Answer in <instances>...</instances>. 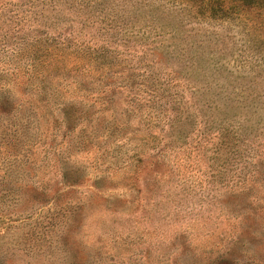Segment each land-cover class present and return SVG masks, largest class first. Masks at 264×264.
<instances>
[{
    "label": "rangeland",
    "instance_id": "374dc122",
    "mask_svg": "<svg viewBox=\"0 0 264 264\" xmlns=\"http://www.w3.org/2000/svg\"><path fill=\"white\" fill-rule=\"evenodd\" d=\"M72 1L0 0V85L17 106L10 120L0 119V178L46 195L0 217V264H264L263 114L204 111L199 99L170 125V73L186 81L180 73L189 65L180 67L169 42L156 63L155 40L142 45L129 35L115 52L124 80H104L92 97L80 91L66 98L99 108L104 88L109 109L67 131L58 109L66 93L45 98L39 85L41 46L89 33L79 32V17H62ZM258 21L251 13L218 29L222 42L200 64L233 70L263 62L264 32L257 45L249 27ZM49 75L59 89L60 74ZM63 76L74 81L76 73ZM42 218L45 234L34 243L29 233L39 231Z\"/></svg>",
    "mask_w": 264,
    "mask_h": 264
},
{
    "label": "trees",
    "instance_id": "16d2710c",
    "mask_svg": "<svg viewBox=\"0 0 264 264\" xmlns=\"http://www.w3.org/2000/svg\"><path fill=\"white\" fill-rule=\"evenodd\" d=\"M70 13L74 18H80L76 20L79 32L83 27L89 29L87 35L80 34L86 40H82L78 33L76 40L62 39L56 44L45 43L41 46L43 59L40 72L44 74L41 76L44 81L39 85V90L45 98H48L47 93L52 91H57L58 94L66 93L60 97L63 103L59 104L58 109L63 114L67 131L74 130L87 116L93 119L94 115L101 112L100 108L109 109V93L104 88L97 97L99 108H96V102L83 106L77 104V101L67 102L66 98L73 97V94L80 91L83 96H91L94 87L104 86V80L108 78L114 79V83L124 80L122 73L117 71L120 64L115 52L121 48V44L127 42L129 35L139 37L142 45H147L144 44L145 40H155L152 52L158 56L156 63L160 62V56L169 51L166 45V42H169L172 51L180 53V67L189 65L185 74L180 73L181 77L186 75V81H181L178 73H170L175 75L174 81L171 82L172 100L168 102L173 114L170 125L179 122L178 118L183 117L184 114L177 111L196 108L199 99H202V105L198 106L201 110L214 109L222 113V110H237L244 116L248 112L264 116V61L257 59L255 64L250 62L233 70L221 66L203 67L200 64L204 54L208 53L209 58L213 57V48L222 42L224 33L218 29L226 30L230 24L251 13L259 17L258 22L249 26L255 32L251 34L257 45H263L262 41L257 39H260V34L264 32V0H73L70 7L62 10V17H68ZM52 53L53 57L50 58ZM52 70L60 74L57 77L59 89L52 88L48 82L51 81L49 72ZM71 72L76 73L74 81H68L63 76ZM132 72L128 81L136 77L135 71ZM201 77L205 78V81H202ZM206 77L211 79L206 80ZM143 78L148 80L144 75ZM155 78L157 77L151 76V85H155ZM15 83L19 87L25 85V88L28 84ZM188 83L192 86L186 89ZM0 90V119L10 120L17 106L10 99V92L4 84L0 85ZM186 91H190V94L184 97ZM187 117L190 116L184 118L188 119ZM15 127V124H11L8 129L16 132ZM44 197L46 195L33 186H23L15 190L0 178V217H8L6 211H9L11 205L13 208L18 204L23 206L24 199L34 204ZM49 219L47 224L51 227L54 217ZM39 222V231L33 230L29 233V238H37L33 239L34 243L45 234L43 218ZM4 236V233H0V242ZM72 261V264H75L74 259Z\"/></svg>",
    "mask_w": 264,
    "mask_h": 264
}]
</instances>
